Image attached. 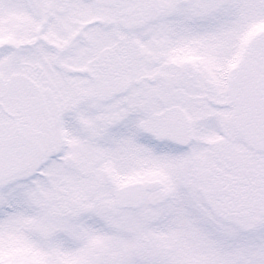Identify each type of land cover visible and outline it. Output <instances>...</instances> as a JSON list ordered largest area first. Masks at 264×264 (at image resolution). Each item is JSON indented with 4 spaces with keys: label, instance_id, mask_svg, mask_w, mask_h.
Masks as SVG:
<instances>
[{
    "label": "snow or ice",
    "instance_id": "snow-or-ice-1",
    "mask_svg": "<svg viewBox=\"0 0 264 264\" xmlns=\"http://www.w3.org/2000/svg\"><path fill=\"white\" fill-rule=\"evenodd\" d=\"M0 264H264V0H0Z\"/></svg>",
    "mask_w": 264,
    "mask_h": 264
}]
</instances>
